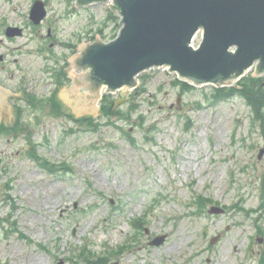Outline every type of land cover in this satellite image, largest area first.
Wrapping results in <instances>:
<instances>
[{"label": "rangeland", "instance_id": "1", "mask_svg": "<svg viewBox=\"0 0 264 264\" xmlns=\"http://www.w3.org/2000/svg\"><path fill=\"white\" fill-rule=\"evenodd\" d=\"M33 1L0 0V83L25 93L11 98L21 121L0 131V264H264V123L244 99L214 103L210 84L183 90L157 67L137 75L130 98L126 87L105 95L124 116L107 120L97 100L99 114L74 116L64 85L51 93L55 60L67 71L77 44L109 40L116 13L44 0L34 25ZM6 26L22 34L7 37ZM198 195L210 199L200 208Z\"/></svg>", "mask_w": 264, "mask_h": 264}, {"label": "water", "instance_id": "2", "mask_svg": "<svg viewBox=\"0 0 264 264\" xmlns=\"http://www.w3.org/2000/svg\"><path fill=\"white\" fill-rule=\"evenodd\" d=\"M75 1L84 6L108 0ZM110 7L121 16L119 35L104 42L97 33L94 42L77 44L80 52L72 58L74 70L83 71L73 76L74 86L96 94L94 102L84 104L87 101L68 88L70 82L60 92L62 106L74 116L99 114L96 99L102 86L106 92L122 86L133 88L139 82L136 74L157 66H168L179 78L196 85H230L255 63L256 74L264 72V0H112ZM45 13L44 2L34 1L29 12L33 23L38 24ZM198 31H202V39L194 48L190 41ZM20 33L18 27L6 29L8 36ZM65 68L72 75L71 67ZM18 95L25 93L8 94L0 110V124H16L17 109L11 98ZM1 96L6 98L0 92ZM263 153L264 148L258 156ZM209 211L219 213L221 209L211 207ZM164 237H155L151 244H161Z\"/></svg>", "mask_w": 264, "mask_h": 264}, {"label": "trees", "instance_id": "3", "mask_svg": "<svg viewBox=\"0 0 264 264\" xmlns=\"http://www.w3.org/2000/svg\"><path fill=\"white\" fill-rule=\"evenodd\" d=\"M113 17V16H109ZM116 20V19H115ZM102 31V29H100ZM54 76L58 83H62L65 80V72L60 71L59 69H54ZM175 84H178L182 89L185 90H192L193 85H189L187 82L176 79L174 81ZM212 90L210 91L209 97H207V100L213 101L216 103L217 101L227 100L229 97L232 96H240L242 99H244L245 104L251 111V119H254L255 121H260L262 124L264 123V77H255L252 75H247L239 79L238 82L231 86H224V87H211ZM54 93V92H53ZM53 95V94H52ZM51 104H49L50 109L52 112H57V110L60 108L59 101L53 99H49ZM47 102V101H46ZM102 115L106 116L107 120H109L113 114L116 116H124V111H120L119 109H114V104L112 100H107L106 97L103 98L102 101ZM89 118H77L75 121H82ZM92 123V118L90 119ZM96 124V123H95ZM129 135V134H128ZM130 138V137H129ZM39 159V157L37 158ZM42 165H44L48 171L55 173L56 171H59V169L62 168L61 163L59 165H55L54 163H51L47 161L46 159H43ZM201 200V206H203V201L205 199ZM207 201V200H206ZM86 262L90 264V262L86 259Z\"/></svg>", "mask_w": 264, "mask_h": 264}, {"label": "flooded vegetation", "instance_id": "4", "mask_svg": "<svg viewBox=\"0 0 264 264\" xmlns=\"http://www.w3.org/2000/svg\"><path fill=\"white\" fill-rule=\"evenodd\" d=\"M6 98H2L1 100H0V110H1V108L7 103V99H8V95L7 96H5ZM13 107V106H12Z\"/></svg>", "mask_w": 264, "mask_h": 264}, {"label": "bare ground", "instance_id": "5", "mask_svg": "<svg viewBox=\"0 0 264 264\" xmlns=\"http://www.w3.org/2000/svg\"><path fill=\"white\" fill-rule=\"evenodd\" d=\"M254 63H255V62H254ZM256 64H257V63H255L253 66H256ZM253 66H251V67H253ZM251 67H250V68H251ZM250 68H249L247 71H245L240 77H244V76H245V73H247V72L250 70Z\"/></svg>", "mask_w": 264, "mask_h": 264}]
</instances>
